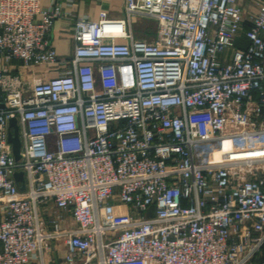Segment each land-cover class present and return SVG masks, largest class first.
Returning a JSON list of instances; mask_svg holds the SVG:
<instances>
[{
  "label": "built area",
  "instance_id": "1",
  "mask_svg": "<svg viewBox=\"0 0 264 264\" xmlns=\"http://www.w3.org/2000/svg\"><path fill=\"white\" fill-rule=\"evenodd\" d=\"M252 3L124 0L120 17L73 19L59 58L60 0H0V264H32L52 241L61 264H264V0ZM140 18L154 40L134 34ZM48 200L75 225L46 221Z\"/></svg>",
  "mask_w": 264,
  "mask_h": 264
},
{
  "label": "crops",
  "instance_id": "2",
  "mask_svg": "<svg viewBox=\"0 0 264 264\" xmlns=\"http://www.w3.org/2000/svg\"><path fill=\"white\" fill-rule=\"evenodd\" d=\"M52 1L53 0H40V5L47 6ZM123 1L124 0H60L61 8L64 11V14L62 16H58L54 20L50 33L52 44L55 47L59 58H68L72 55L73 40L71 25L73 19L84 16L95 20L98 17V12L102 9L106 10L111 17H120L123 11ZM240 3L246 11L253 7L252 0H240ZM240 41L246 42V39L241 38ZM56 73L57 70L55 68L50 69V75H54ZM112 203H114L115 206V203L117 202L113 201ZM41 211L46 221L57 216L62 225H75L72 221L70 213L58 209L50 200L42 203ZM64 252L65 245L63 243L60 241H52L51 246L43 249L41 255L38 253L36 258L33 259L32 264H40L41 261L43 264H61Z\"/></svg>",
  "mask_w": 264,
  "mask_h": 264
},
{
  "label": "rangeland",
  "instance_id": "3",
  "mask_svg": "<svg viewBox=\"0 0 264 264\" xmlns=\"http://www.w3.org/2000/svg\"><path fill=\"white\" fill-rule=\"evenodd\" d=\"M132 30L136 36H140V37L146 38L148 40H154L155 39V30H156L155 23L151 20L143 19V18L136 20L135 22L132 23ZM243 43H245V41L244 42L240 41V40L236 41L237 45H241ZM51 207H52V204H51ZM117 209H119V207H117ZM123 209H121V211L126 212L125 209L124 210ZM103 219H108V218H107V216H105V217H103ZM263 255L260 258L264 260ZM256 260L252 264H255V262H257Z\"/></svg>",
  "mask_w": 264,
  "mask_h": 264
},
{
  "label": "water",
  "instance_id": "4",
  "mask_svg": "<svg viewBox=\"0 0 264 264\" xmlns=\"http://www.w3.org/2000/svg\"><path fill=\"white\" fill-rule=\"evenodd\" d=\"M9 125L12 127V131L9 130V132H8V140L12 144V151H13V155H14L15 159H19V157H20V140L18 137V128H17V124H16L14 117L9 119ZM14 178L16 181L21 182L19 188L23 189L24 188L23 173L21 171H16L14 173Z\"/></svg>",
  "mask_w": 264,
  "mask_h": 264
}]
</instances>
